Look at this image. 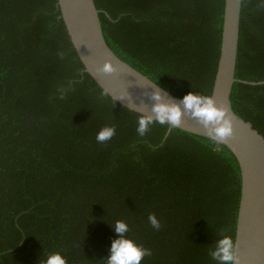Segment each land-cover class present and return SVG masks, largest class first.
<instances>
[{"label": "trees", "instance_id": "obj_1", "mask_svg": "<svg viewBox=\"0 0 264 264\" xmlns=\"http://www.w3.org/2000/svg\"><path fill=\"white\" fill-rule=\"evenodd\" d=\"M94 1L117 57L175 97H211L225 0ZM236 79L264 81L262 0L242 1ZM231 102L264 137V84L237 81ZM139 116L85 72L58 0H0V264H106L117 220L150 250L141 264H217L216 241L235 243L234 155L155 121L141 136Z\"/></svg>", "mask_w": 264, "mask_h": 264}, {"label": "water", "instance_id": "obj_2", "mask_svg": "<svg viewBox=\"0 0 264 264\" xmlns=\"http://www.w3.org/2000/svg\"><path fill=\"white\" fill-rule=\"evenodd\" d=\"M242 1L225 0L220 58L210 97L216 107L224 109L231 121L232 133L223 139L209 135L208 130L185 111L181 98L173 96L117 57L105 41L94 0H58V7L85 72L115 102L153 120L156 117L155 105H178L182 115L176 128L214 140L231 151L241 174V199L234 243L236 264H264V137L250 122L234 112L231 102L232 89L237 81L250 85L264 84V81L236 79ZM105 63L114 71H100ZM156 95L159 99L154 98ZM169 127L166 136L172 128Z\"/></svg>", "mask_w": 264, "mask_h": 264}, {"label": "clouds", "instance_id": "obj_3", "mask_svg": "<svg viewBox=\"0 0 264 264\" xmlns=\"http://www.w3.org/2000/svg\"><path fill=\"white\" fill-rule=\"evenodd\" d=\"M100 71L111 73L114 69L105 63ZM63 95L64 90L61 89L60 98H63ZM154 98L159 99V96L156 95ZM182 103L185 111L190 112L208 130L209 135L214 134L220 139L231 135L230 119L226 116L224 109L215 106L210 97L197 96L190 92L183 97ZM153 111L156 113L155 120L150 116L138 117L137 132L141 136L144 135L148 126L152 125L154 121L166 127L171 126L173 129L181 123L182 112L178 105L157 104L154 106ZM114 134L115 129L113 127H104L97 133L96 140L102 143L109 140ZM148 220L153 228L159 229L160 223L155 215L150 214ZM111 227L115 233V238L111 240L107 249L106 264H141L146 255H151L149 249L143 248L134 240L125 236L129 229L124 221L117 220ZM210 255L217 264H236L237 258L233 239L227 235L218 239ZM42 264H67V262L60 252H53L45 256Z\"/></svg>", "mask_w": 264, "mask_h": 264}]
</instances>
